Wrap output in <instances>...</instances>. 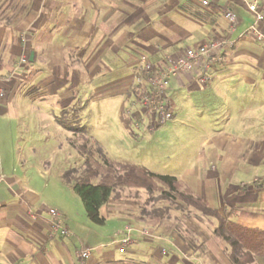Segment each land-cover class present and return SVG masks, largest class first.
<instances>
[{
  "label": "crops",
  "instance_id": "1",
  "mask_svg": "<svg viewBox=\"0 0 264 264\" xmlns=\"http://www.w3.org/2000/svg\"><path fill=\"white\" fill-rule=\"evenodd\" d=\"M206 1L208 6L200 0H0V124L20 111H45L48 103L53 124L63 129L55 116L74 104L80 111L86 90L93 99L124 100L120 115L130 116L128 100L145 78L141 58L158 64L226 38L231 45L205 85L180 74L165 90L167 105L182 119L213 117L204 121L210 134L199 124L204 143L180 180L209 205L216 198L219 206L211 208L238 210L240 226L264 231V41L250 33L254 20L241 0ZM226 9L237 18L231 33ZM257 27L264 35V23ZM27 144L0 142V264H230L212 231L206 235L190 220L170 222L179 218L174 211L169 218L126 215L111 199L99 212L102 226L115 220L118 232L110 243L87 245L79 237L93 228L87 217L79 223L75 196L60 179L70 168L56 170L51 160L41 162V171L32 162L36 149ZM209 164L214 167L207 170ZM53 223L67 235L54 231ZM127 228L130 243L120 253ZM72 241L80 244L74 254ZM83 248L91 249L86 260L79 257Z\"/></svg>",
  "mask_w": 264,
  "mask_h": 264
},
{
  "label": "rangeland",
  "instance_id": "2",
  "mask_svg": "<svg viewBox=\"0 0 264 264\" xmlns=\"http://www.w3.org/2000/svg\"><path fill=\"white\" fill-rule=\"evenodd\" d=\"M141 82L140 80L138 83L140 87ZM139 91L141 90L139 89ZM91 93V91L86 90L81 94V99L78 100L79 105H82L79 111V125L84 128L86 136L91 141V145L88 146L101 148L109 159L141 165L154 174L173 176L180 180L185 174V170L193 166L194 155L201 150L199 148L200 143H204L202 142L205 140L204 136L201 137V133L198 131L199 124L204 127L203 133L210 134V130L207 129V125L210 123H204L206 119H213L210 115H204L201 119L195 115L189 116L190 120L182 119L180 110L176 109L177 113H174L172 121L158 124V113L154 114L150 110H143L141 93H139L140 102L137 103L133 95L131 100H128L126 108L127 111L131 110V115H126V117L120 115L119 107L124 100L117 96L103 97L100 94L99 96L98 94L95 95L96 98L93 99ZM174 96L168 94L169 101L171 100L175 107L181 108L180 100ZM165 102L167 104L166 100ZM46 105L48 108L45 111L42 108L40 111L29 109L23 112L19 110L18 118L10 117L3 121L0 124V142H26L28 143L27 146L36 149V156L32 162H35L37 167H40L41 162L53 160L54 163L51 162L50 165L52 168L56 170L75 169L76 174H78L83 168V158L75 147L82 140L78 136L69 135L63 129H58L52 122V113L50 112L54 111V107L48 103ZM133 114L135 115L133 116ZM156 126L159 127L156 128ZM69 136H71V141L67 139ZM68 142H72L73 146ZM66 144L68 145L66 146ZM211 166L214 167V164H209L207 170H210L209 167ZM40 169L42 171L41 167ZM36 174L35 169L34 175ZM211 175V178H214L212 173ZM212 181L218 182L215 179ZM221 184L223 185V183ZM158 195L157 192L146 194L144 191L126 188L117 190L110 199L111 203L115 204L124 214L130 213L142 220L144 216L151 213L152 209L166 206L169 209L168 217L171 211L176 212L179 216V218L171 216L170 222L190 220L204 234L208 235L212 231L213 220L207 219L191 208H185L186 211L179 210V206H184L182 203L168 202ZM74 196L75 201L73 203L71 201V205L73 204L74 209H79L77 218L81 223L84 222V218L86 219V214L81 200L76 195ZM118 199L122 200L121 203H117ZM217 202L216 198L210 200V207L218 208ZM105 211L106 209L103 210L106 214ZM115 222V220H108L104 226H96L90 223L89 226L93 228V232L89 231L87 237L82 234L79 238L86 240L87 245L90 246L93 244L92 241L96 240L110 243L114 233L118 232ZM71 243L70 252L74 254V247L78 248L80 244L76 241Z\"/></svg>",
  "mask_w": 264,
  "mask_h": 264
},
{
  "label": "trees",
  "instance_id": "3",
  "mask_svg": "<svg viewBox=\"0 0 264 264\" xmlns=\"http://www.w3.org/2000/svg\"><path fill=\"white\" fill-rule=\"evenodd\" d=\"M139 89L138 84L132 92L137 103L140 102ZM54 119L70 135L78 136L82 140L78 146H74L83 158L81 172L76 174L75 169H68L62 173L60 179L62 185L79 197L84 213L92 225H103L105 221L99 211L117 190L127 188L144 191L146 194L157 192L158 197L168 202H180L185 208H191L213 220L215 223L211 233L225 244L230 264H254L256 258L264 259V231L247 229L237 224L235 218L238 216V210L226 205H221L220 209H213L181 180L173 176L154 174L141 165L109 159L101 148L88 146L91 145V141L86 136L84 128L79 125V109L76 108V104L65 108ZM168 210L166 206L155 208L147 216L168 217Z\"/></svg>",
  "mask_w": 264,
  "mask_h": 264
},
{
  "label": "built area",
  "instance_id": "4",
  "mask_svg": "<svg viewBox=\"0 0 264 264\" xmlns=\"http://www.w3.org/2000/svg\"><path fill=\"white\" fill-rule=\"evenodd\" d=\"M246 7V10L253 17V28L250 33L258 42L264 41V35L259 31L258 25L264 23V0H241ZM202 6H208L206 0H200ZM223 17L227 21L229 32H233L237 25V18L231 10H223ZM231 43L226 39H221L209 42L200 46L186 48L182 53L173 58L158 64L148 61L146 58H141L138 62V67L145 78L142 79L139 93L142 94L143 110H150L154 114L158 113V124H164L173 120L174 112L171 107L165 104V90L168 87L169 80L180 74L195 75L197 81L202 86L209 79L210 72L214 66L222 61L221 51L228 48ZM4 94L0 91V97ZM50 216L55 218V211H49ZM54 231H59L58 224L51 225ZM61 235H67V231L60 230ZM130 228L125 230L124 236L119 241L118 251L122 253L124 248L130 243L128 237ZM90 248H83L79 251L81 260H86L90 256Z\"/></svg>",
  "mask_w": 264,
  "mask_h": 264
}]
</instances>
